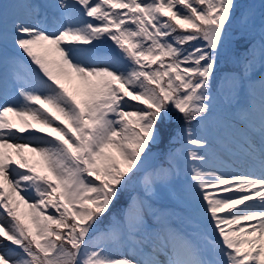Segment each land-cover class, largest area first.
<instances>
[{
	"label": "snow or ice",
	"instance_id": "1",
	"mask_svg": "<svg viewBox=\"0 0 264 264\" xmlns=\"http://www.w3.org/2000/svg\"><path fill=\"white\" fill-rule=\"evenodd\" d=\"M0 264H264V0H0Z\"/></svg>",
	"mask_w": 264,
	"mask_h": 264
},
{
	"label": "rangeland",
	"instance_id": "2",
	"mask_svg": "<svg viewBox=\"0 0 264 264\" xmlns=\"http://www.w3.org/2000/svg\"><path fill=\"white\" fill-rule=\"evenodd\" d=\"M41 2H43V0H41ZM254 2H255V4H256V7H257V9H259V0H254ZM18 11V13L21 15V16H24L25 14L24 13H22V12H20V9H18L17 10ZM52 20H53V15H52ZM21 75H23L24 73H23V71L21 70V73H20ZM172 124H173V122H172ZM181 124V122L178 124V125H180ZM173 127L175 128L176 127V125H173ZM177 133H179L181 136H182V132L181 131H179V130H177ZM176 141H177V137H175V140L173 141V144L174 143H176ZM183 143L184 142H182V144L177 148V153L178 154H180V155H183L184 153H185V151H186V148H184L183 147ZM154 151H159V149H155ZM232 168V167H231ZM161 200L162 201H165V202H168L169 204H171L174 208H176V207H179V210H184V206H183V203H182V200H183V195H182V193L179 191V189L178 188H175V189H173V190H171V191H169V190H165L164 192H162V194H161ZM172 210V212L174 213V215L173 216H171L170 217V220H171V223L172 224H176L179 228H181V229H187V230H197L196 229V227L195 226H192L193 224L191 223V222H189V221H191V220H187L185 217H184V215L185 214H183V213H185V212H179L178 210H174V209H171ZM175 215H176V217H175ZM186 216V215H185ZM187 217V216H186ZM197 225V224H196ZM208 225H207V223L206 222H202V225L201 226H198V229H199V233L201 232L203 235L204 234H207L206 233V231H205V227H207ZM209 227V226H208ZM210 228V227H209ZM209 232H210V234L212 235V236H214V233L212 232V230H211V228L208 230ZM192 232V231H191ZM193 233V235H195L196 236V234H198V233H196V232H192ZM200 233V234H201ZM197 237V236H196ZM201 246H203L204 247V244L202 243L201 244V242L199 243ZM205 244H206V242H205ZM208 252H209V254L211 255V254H213V251H212V249L210 248L209 250H208ZM212 258V257H211ZM210 258V259H211Z\"/></svg>",
	"mask_w": 264,
	"mask_h": 264
}]
</instances>
